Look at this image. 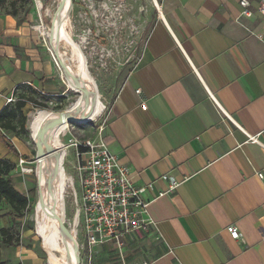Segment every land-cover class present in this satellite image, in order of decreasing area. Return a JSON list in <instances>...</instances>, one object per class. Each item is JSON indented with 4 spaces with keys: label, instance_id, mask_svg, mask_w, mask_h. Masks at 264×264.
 Returning a JSON list of instances; mask_svg holds the SVG:
<instances>
[{
    "label": "crops",
    "instance_id": "obj_1",
    "mask_svg": "<svg viewBox=\"0 0 264 264\" xmlns=\"http://www.w3.org/2000/svg\"><path fill=\"white\" fill-rule=\"evenodd\" d=\"M153 1L136 61L103 112L102 132L91 134L136 187L150 186L142 198L152 225L120 249H93L119 254L112 264H264V42L256 37L264 20L241 17L239 0ZM42 48L28 25L0 17V111L23 85L65 96ZM2 133L17 154L0 143V159L18 168L23 144ZM258 134L259 144L249 141ZM163 175L178 186L159 196L168 191ZM9 213L0 211L1 227Z\"/></svg>",
    "mask_w": 264,
    "mask_h": 264
},
{
    "label": "rangeland",
    "instance_id": "obj_2",
    "mask_svg": "<svg viewBox=\"0 0 264 264\" xmlns=\"http://www.w3.org/2000/svg\"><path fill=\"white\" fill-rule=\"evenodd\" d=\"M58 5V0L0 1V17H10L17 26L28 25V31L33 33L37 42L43 47L42 58L49 59L53 63L54 70L65 87V96L55 93L41 97L27 85H23L17 95L12 94L14 102L19 97H23L38 105L27 103L22 110L26 118V130L25 132L17 130L18 139L23 144V152L19 158H24L29 163L27 166L29 172L23 174L14 165L11 172L16 180L18 177L22 179V182L24 181L29 204L22 217H12L8 214L10 218L3 223L2 227L8 228L9 234L14 239L12 247L1 245V258L6 264H46L47 262V249L36 230V208L40 197V193L38 194L39 178L37 179V177L41 167L39 163L40 145L37 146L32 125L38 115L64 113L69 107L78 103L81 97L79 90L70 88L65 75L66 70L56 57V51L46 32L52 30L55 25ZM148 6L155 13L157 4L153 0H71L70 7L67 9L69 24L66 30L76 45L78 53L81 52L86 61L88 73L83 70V67L80 69L86 73L87 79L99 96L100 108L95 118L89 123L66 122L55 134V137H51L47 142V154L54 158L69 178L74 177V170L69 164L75 159L72 144L90 137L95 129L102 124L101 118L105 108L136 61L149 23ZM42 26H46L47 29L42 31ZM63 42H65L64 39L58 43L57 49L66 53L67 57H74L79 64L80 53L78 56L77 52L70 49L69 43ZM13 48L15 49L14 46ZM52 55L58 60L59 67L54 64ZM14 102L6 104L12 106ZM37 138L39 142L38 133ZM49 173L52 174L51 171ZM65 185L64 193L60 197L56 209L63 232L59 236V242L66 243L72 231L76 229L78 254L74 263L112 264L115 257L118 256L120 259L119 254L112 255L110 252V256H103L102 253L97 254L94 249L88 248L80 228L77 224L74 227L76 208L72 197V188L68 181ZM47 186L46 182L45 187ZM75 187L78 190L76 180ZM3 207L7 206L1 204L0 211L3 210ZM1 225L0 223V228H2Z\"/></svg>",
    "mask_w": 264,
    "mask_h": 264
},
{
    "label": "built area",
    "instance_id": "obj_3",
    "mask_svg": "<svg viewBox=\"0 0 264 264\" xmlns=\"http://www.w3.org/2000/svg\"><path fill=\"white\" fill-rule=\"evenodd\" d=\"M254 2L255 10L251 0H239L240 16L251 18L256 12L264 20V0ZM256 37L264 42V28ZM52 59L59 67L54 55ZM12 94L6 98L7 104L14 102ZM39 94L41 97L47 96L43 92ZM103 127L102 123L92 135L102 132ZM261 134H264V131ZM261 134L248 139L259 144L258 136ZM92 135L72 144L75 159L69 164L74 170V177H71L68 183L72 188L77 226L88 248L113 243L120 249L127 235L152 225L151 219L147 216L148 203L142 198L150 186L136 187L131 180L129 169L119 165L116 156L109 151L104 142L101 139H94ZM28 165L24 158L18 159L17 167L21 173L29 172L26 167ZM257 177L263 180L264 172L259 171ZM160 178L167 181L168 191L160 193L159 196L173 192L178 186L169 175ZM75 180L78 190L75 187ZM226 231L232 239L241 240L236 227L229 226Z\"/></svg>",
    "mask_w": 264,
    "mask_h": 264
},
{
    "label": "bare ground",
    "instance_id": "obj_4",
    "mask_svg": "<svg viewBox=\"0 0 264 264\" xmlns=\"http://www.w3.org/2000/svg\"><path fill=\"white\" fill-rule=\"evenodd\" d=\"M59 9L56 12L55 25L52 30L46 31L50 43L55 49V55L64 67L65 75L70 88L80 91V100L78 103L69 107L64 113H46L38 115L32 125L33 135L37 146L40 145L39 163L40 169L38 170V194L40 197L36 208V224L37 233L41 237L42 243L47 249V262L46 264H75L74 260L77 257L78 249L76 242V232L72 231L70 238L66 243L59 242V236L63 234L59 219L56 214L58 201L64 189L66 182L70 181L69 178L61 168V166L47 154V142L51 137H55V134L60 130L66 122L76 123H89L93 120L99 111L98 99L92 84L86 77L87 71L86 61L80 53L79 64L74 57H67L66 53L57 49L58 43L64 39L69 43L71 50L78 53L76 45L68 36V17L67 9H69L71 0H58ZM54 18V19H55ZM53 19V22H54ZM46 26H42L41 30H46ZM65 46V44H64ZM78 53V56H79ZM39 134V142L37 138ZM37 147V148H38ZM52 172V174L49 173ZM48 186L45 187V183ZM77 224L76 216L74 218V227ZM43 251V249H42ZM46 255V254H45Z\"/></svg>",
    "mask_w": 264,
    "mask_h": 264
},
{
    "label": "trees",
    "instance_id": "obj_5",
    "mask_svg": "<svg viewBox=\"0 0 264 264\" xmlns=\"http://www.w3.org/2000/svg\"><path fill=\"white\" fill-rule=\"evenodd\" d=\"M0 1L2 2V0ZM29 102L34 106L38 105L34 101H27L23 97H19L12 106H6L0 111V143L15 155L17 154L15 147L2 132L12 133L17 138V130L25 132L26 118L22 110ZM13 168L14 166L9 161L0 159V205L4 204L9 208L10 216L22 217L28 207L29 200L14 188L9 178ZM1 245L14 246V239L9 234V229L5 227L0 228V264H6L1 258Z\"/></svg>",
    "mask_w": 264,
    "mask_h": 264
}]
</instances>
